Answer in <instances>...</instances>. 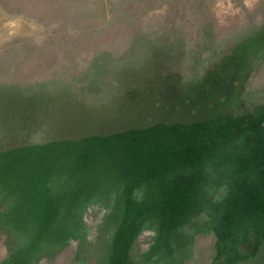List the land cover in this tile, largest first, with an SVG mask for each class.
<instances>
[{"label":"rangeland","instance_id":"obj_1","mask_svg":"<svg viewBox=\"0 0 264 264\" xmlns=\"http://www.w3.org/2000/svg\"><path fill=\"white\" fill-rule=\"evenodd\" d=\"M255 116L264 0H0V264H264Z\"/></svg>","mask_w":264,"mask_h":264},{"label":"trees","instance_id":"obj_2","mask_svg":"<svg viewBox=\"0 0 264 264\" xmlns=\"http://www.w3.org/2000/svg\"><path fill=\"white\" fill-rule=\"evenodd\" d=\"M261 118V117H260ZM259 117L257 118L256 116L253 118L252 120V129H255V127L257 128L256 125H258V133L256 134L257 137H259V139H257V137L253 138L247 145L246 148L249 150L248 151V161L245 164V167L247 168L246 170H250L248 175L249 177H247L246 179V185L245 188H250L249 186H253L254 185V191L257 192V194L260 195V199H261V204H264V120L260 119ZM260 121H259V120ZM257 120L259 121L257 123ZM257 139V140H256ZM220 148H217V151L215 152V154L212 157H216V155H218ZM208 160H210V157H203L201 159V161L198 164H201L203 162H207ZM194 165H196V163H194ZM229 169L230 171L235 170L237 172V174H240L239 176H243L245 173H242L241 167H240V163L236 162L234 163L233 166H230ZM240 171V172H239ZM233 173V172H231ZM225 177L222 176V180L225 181V183L227 184V194L226 196L223 198V200L221 201L220 205H221V210H220V214L218 216L219 220H222L224 217L226 216H231L230 219L233 220V218H245V212L246 210H244V207H242L243 205H248L249 202L247 200L244 199L243 197V192L240 190L237 193H239L240 195V199L238 202V206L240 207L237 211V213L235 215H230L231 213L229 212L230 206L228 208L227 205L231 204L229 201V197L234 196V191H237V183L236 181H238V179L235 180V182H230L228 180V177L231 175L230 173H225ZM252 175V177H251ZM231 177V176H230ZM241 184V183H240ZM237 205V204H236ZM227 207V208H226ZM263 209V210H262ZM254 208L252 209V211H250L252 213V215H250L252 218L259 216V213L261 215L264 216V206L263 208ZM250 217V218H251ZM178 220H182V219H178ZM221 225V224H220Z\"/></svg>","mask_w":264,"mask_h":264}]
</instances>
